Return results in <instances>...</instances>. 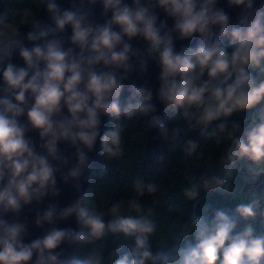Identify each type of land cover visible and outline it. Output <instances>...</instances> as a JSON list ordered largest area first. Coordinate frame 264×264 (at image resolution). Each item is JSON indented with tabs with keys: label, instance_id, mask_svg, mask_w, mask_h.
Here are the masks:
<instances>
[{
	"label": "clouds",
	"instance_id": "1",
	"mask_svg": "<svg viewBox=\"0 0 264 264\" xmlns=\"http://www.w3.org/2000/svg\"><path fill=\"white\" fill-rule=\"evenodd\" d=\"M218 3L72 0L62 8L57 0H0V264H108L102 242L109 236L116 244L112 264H264V230L256 231L258 218L264 229V194L254 193L233 209L193 211L188 221L170 226V242L154 251L157 212L143 198L160 191L157 183L138 176L132 196L104 208L82 192L89 153L98 142L104 158L123 155L126 122L142 119L164 142L179 135L155 115L151 89L129 83L121 99L130 74L146 73L149 61L159 67L157 98L168 119L180 116L201 135L228 145L222 173L188 178L184 200L195 208L202 193L231 196L241 165L250 181L264 176V0H226L239 10L235 23ZM97 5L103 23L93 19ZM157 9L172 20L170 29ZM42 10L50 24L38 21ZM193 38L195 47L176 50L175 40ZM134 39L146 44L143 53L133 50ZM14 55L22 66L12 62ZM249 111L246 127L229 123L234 114ZM104 117L111 127L101 134ZM29 133L38 134L39 146ZM60 145L74 149L72 156ZM197 150L194 140L183 142L186 156ZM58 174L82 194L62 209L50 205L35 225L75 217L78 228L50 227L25 243L26 224L6 217L58 196ZM62 245L79 254L65 255Z\"/></svg>",
	"mask_w": 264,
	"mask_h": 264
},
{
	"label": "trees",
	"instance_id": "2",
	"mask_svg": "<svg viewBox=\"0 0 264 264\" xmlns=\"http://www.w3.org/2000/svg\"><path fill=\"white\" fill-rule=\"evenodd\" d=\"M230 51V49H229ZM255 75V74H254ZM169 115V114H168ZM165 119L170 131L179 135L174 139L169 138L157 149L148 151L144 121L136 119L126 122L124 134L123 155L118 159L104 158L94 168L90 177L88 188L89 201L98 208H104L114 200H126L133 195L132 181L136 177H143L146 182H155L160 186V191L154 197L143 198V203L155 208L159 229L152 238L153 250L170 242V226L180 224L190 219L193 211L205 207L210 209H233L240 202H246L254 193L264 194V176L256 181L247 178L246 165H241V170L234 174V192L231 196L219 193H202L201 199L195 205L186 202L182 189L187 185L188 178L199 179L211 173H222V156L228 146L226 141L217 144L215 138L201 135L199 129H192L190 123L180 116L175 119ZM251 111L236 113L229 123L236 122L241 128L247 126L252 118ZM219 123V122H217ZM111 127V124H110ZM216 124L209 128L211 132ZM191 139L198 144L197 153L192 157L186 156L183 151V142ZM171 209V211H169ZM259 218L256 222V231H262ZM106 250V260L112 264L116 244L111 236L102 242ZM132 241L123 242L128 248Z\"/></svg>",
	"mask_w": 264,
	"mask_h": 264
},
{
	"label": "water",
	"instance_id": "3",
	"mask_svg": "<svg viewBox=\"0 0 264 264\" xmlns=\"http://www.w3.org/2000/svg\"><path fill=\"white\" fill-rule=\"evenodd\" d=\"M59 5L62 8H69L71 7L72 0H57ZM130 2V0H129ZM218 7L223 8L230 16L232 23L236 22L237 16L239 14V10L234 8H229L227 6L226 0H219ZM4 11V5H0V12ZM157 15L159 16L160 21L166 22L168 28L170 29L172 27V20L165 16V14L160 11L159 9L156 10ZM93 19L98 23H103L105 17L102 15V9L99 5L96 6L95 9H93ZM38 21L41 22L44 25L50 24V18L46 10H42L40 13V16L38 17ZM30 30V26H25L21 29V32L25 35ZM70 29L66 30L65 38L70 36ZM26 46H31L27 40L24 41ZM198 43V38H193L191 41H179L175 40V47L176 50L179 51L182 47H195ZM131 45L133 50H139L141 53H143L146 49V44L140 40V39H134L131 41ZM69 46V45H66ZM13 63L17 64L18 66H22V61L18 58V56H13ZM133 63H135V58H133ZM159 67L155 62L149 61L147 72L144 74H140L138 72H133L129 76L128 82L125 84V92L122 93L121 99H125L127 97V87L129 83H135L137 86H145L149 89H151L153 93V99L152 103L155 105L157 111L155 115H158L161 117L162 120L165 121L168 113L165 111L164 106L158 101L157 98V92L159 88ZM110 127V121L109 118L104 117L102 118V128H101V134H103V131H106ZM29 136L36 142L37 146H39V137L37 133H29ZM146 142H147V148L148 151H152L153 149H157L162 142V137L160 136L158 129H147L146 131ZM60 150L65 153V155L71 157L74 153V149H71L67 145H60ZM90 156V167L88 172L85 174V179L82 182V192H87L89 185H90V179L87 177H91V173L94 170V168L102 161V153L100 150L99 142L97 143L96 148L93 152L89 153ZM74 162V161H70ZM66 171V169H65ZM57 188L59 190V195L56 197L48 196L46 197L42 202L39 204L33 202L31 205L26 206L22 209L19 217H13L9 215L6 217L9 221L13 219H17L20 222H23L26 224L28 229V235L25 239V243H30L32 240L41 237L47 230H49L50 227H57V228H63V229H72L77 230L78 225L76 223L75 217H70L66 221H56L53 225L49 226L47 224L43 225L42 227H36L35 225V219L38 214H43L45 210L50 205L57 206L58 209H62L64 207H67L70 205L75 199L78 198V195L82 194L77 193L76 190L72 187L71 183L68 185H65L60 175H57ZM62 250L65 253V255H72V254H79L78 248H70L67 245H62ZM60 251V249H58Z\"/></svg>",
	"mask_w": 264,
	"mask_h": 264
}]
</instances>
